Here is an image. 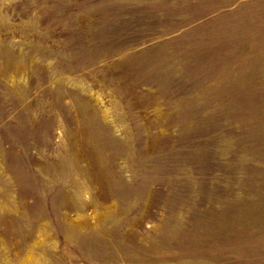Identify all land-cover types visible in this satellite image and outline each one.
<instances>
[{"label": "rangeland", "instance_id": "rangeland-1", "mask_svg": "<svg viewBox=\"0 0 264 264\" xmlns=\"http://www.w3.org/2000/svg\"><path fill=\"white\" fill-rule=\"evenodd\" d=\"M37 263L264 264V0H0V264Z\"/></svg>", "mask_w": 264, "mask_h": 264}, {"label": "bare ground", "instance_id": "bare-ground-1", "mask_svg": "<svg viewBox=\"0 0 264 264\" xmlns=\"http://www.w3.org/2000/svg\"><path fill=\"white\" fill-rule=\"evenodd\" d=\"M28 262H32L33 261V256H28L27 258ZM9 262V261H8ZM38 264V263H37Z\"/></svg>", "mask_w": 264, "mask_h": 264}]
</instances>
